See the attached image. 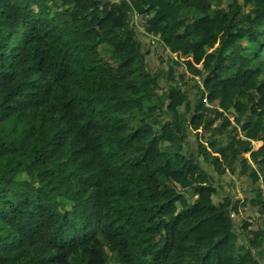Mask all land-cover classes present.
Wrapping results in <instances>:
<instances>
[{
	"label": "trees",
	"instance_id": "trees-1",
	"mask_svg": "<svg viewBox=\"0 0 264 264\" xmlns=\"http://www.w3.org/2000/svg\"><path fill=\"white\" fill-rule=\"evenodd\" d=\"M227 171L264 205V0H0V264H261Z\"/></svg>",
	"mask_w": 264,
	"mask_h": 264
},
{
	"label": "rangeland",
	"instance_id": "rangeland-1",
	"mask_svg": "<svg viewBox=\"0 0 264 264\" xmlns=\"http://www.w3.org/2000/svg\"><path fill=\"white\" fill-rule=\"evenodd\" d=\"M60 2L61 1H64V0H59ZM231 3V1H227L226 3H223V8L225 7V6H227L228 4H230ZM55 4V3H54ZM32 8L34 9V10H37V9H42L45 13H47V14H49V15H53V14H55L56 13V11L57 10H59V7L57 8V5H53V3H47V4H43V3H38L37 1H34V3H33V5H32ZM228 11H223V14H224V16H228L229 14H230V12L229 13H227ZM139 33L141 34L142 32L141 31H139ZM14 38H16V37H14ZM160 41L158 40V41H156V43L155 44H151V46H153L154 47V53H153V57H151V58H146V68H147V70H149V72L151 73V74H153L154 76H156L157 74H158V71L160 70V69H163V68H166L165 67V65H162L161 64V62L162 61H166L169 57H172V56H170V54H169V51H164V50H162V47H160L159 46V43ZM159 47H160V49H159ZM158 49V50H157ZM153 58V59H152ZM173 58H176V55H173ZM178 72L180 73V74H185V70L183 69V68H180L179 70H178ZM185 81H187L188 83H191V86H193L194 85V83L193 82H191V79H190V77H189V75L188 74H185ZM196 81H197V84L198 85H200V80L199 79H196ZM160 86L161 87H164V84L163 83H161L160 84ZM202 86V85H201ZM192 89L189 87L188 88V91H191ZM257 94H259V92H256ZM190 95H191V93H190ZM206 106H208V107H210L209 105H206ZM241 110L243 111L244 110V108L242 107L241 108ZM224 116H225V118H227L228 120H229V123H230V125H228V123L227 122H224V123H222L223 124V126H224V129H226V131H228L229 132V130H231V128L232 127H234L235 126V121H234V118L237 116V114L234 112V111H231L230 113L229 112H227V113H224ZM223 129V130H224ZM143 136L144 137H152L153 136V129H152V126L151 125H148L147 126V128H146V132L143 134ZM207 134L204 132V131H199L198 133H197V135H195V133L193 132L192 133V138H194V139H198L200 142H204L205 143V145L208 147V143H206L204 140H205V138H207ZM240 137H241V135H239ZM253 146H254V149L255 150H258V143H254L253 144ZM186 151V150H185ZM199 153V152H198ZM199 154H201V152L199 153ZM242 158H243V160H247L248 161V157H247V155H245V154H243L242 155ZM237 169H239V166H237ZM230 172L228 171V172H226L225 173V176H224V179H223V183H225V184H228V183H232L233 181V178H231L230 177V174H229ZM231 175H233V174H231ZM236 179V178H235ZM238 181V180H237ZM261 186H262V184H261ZM178 191L179 192H181V193H183L184 192V190H180V188H178ZM186 192L187 191H185V194H186ZM231 194H232V192H231ZM230 194V195H231ZM184 195V194H183ZM220 195L221 196H225V198L227 197V198H229L228 197V194L227 193H220ZM238 195V194H237ZM223 196V197H224ZM232 197H234V196H232ZM230 216V215H229ZM231 216H232V214H231ZM234 219H235V223H234ZM241 218H236V217H232V219L230 220V222L237 228V229H240V230H242L241 229V226H242V222H246V223H248V224H250L251 225V227H250V230H253V231H255L256 230V225H259L260 224V226H259V228H264L263 227V225H264V223L262 222V220L261 219H254L253 217H247V216H245V215H242V219L243 220H240ZM238 225V226H237ZM246 240L247 241H252L253 240V238H252V236L249 234V233H246V236H242L241 237V240L238 242V246H241L242 245V242L243 243H245V245H246Z\"/></svg>",
	"mask_w": 264,
	"mask_h": 264
},
{
	"label": "crops",
	"instance_id": "crops-1",
	"mask_svg": "<svg viewBox=\"0 0 264 264\" xmlns=\"http://www.w3.org/2000/svg\"><path fill=\"white\" fill-rule=\"evenodd\" d=\"M53 5H56V4H53ZM130 26H133V25L131 24ZM136 31H137V38L142 43V50H143V52L146 53V54L148 53L147 56H146V58L153 57V53H154V50L155 49H154L153 46H151V42H152L151 37L148 36V35H146L145 32H142L141 31L142 33L140 34L137 29H136ZM159 46H160V44H159ZM160 47H159V49H160ZM189 139L191 141V144H190L191 150L193 152H196V151L198 152L196 139L192 138V135H190V138ZM204 141H206V140H204ZM255 142L258 143V147L259 148H258V150H255L254 149V146H253V151L262 150L263 149V143L261 141H254V142H252V145ZM201 143L202 144H205L204 142H201ZM245 155H247V157L249 158V155L248 154H245ZM196 158L198 159L199 163L202 165V167L206 171H208L210 173H213L212 170H211V168L207 164H204L203 157L201 156V154H199V153H198V155L196 154ZM224 176H223V179H224ZM230 177L233 178V180H232L233 182L232 183L225 184V183H223V180H222L220 182V184L222 186V190L219 192V193H227L228 196H230L233 201L240 203L237 206V211H234L233 212L230 209V212H229L230 220L232 219L233 216L236 217V218H241L240 220H243L242 219V215H245L247 217H253L254 219H257V218L258 219H261L262 222L264 223V205H261V206L260 205L252 206L250 204L242 205V203L244 202L245 198L247 197V195H245V192L248 189L247 188V184H246V183H248V179L245 176L238 175V171H236L233 175L230 174ZM261 184H262L261 187L264 190V181L263 180L261 181ZM231 192H232V194H231ZM182 194H184V196L187 197V200H189V202H191L193 200V199H190V197H188L187 194H185V191ZM223 196H221V197H223ZM232 196H234V197H232ZM231 214H232V216H231ZM234 223H235V219H234ZM259 226H260V224L259 225H256V230L259 228ZM263 227H264V225H263ZM262 229L264 230V228H262ZM260 259H261L260 260L261 264H264V245H263V248H262V251H261V257H260Z\"/></svg>",
	"mask_w": 264,
	"mask_h": 264
},
{
	"label": "built area",
	"instance_id": "built-area-1",
	"mask_svg": "<svg viewBox=\"0 0 264 264\" xmlns=\"http://www.w3.org/2000/svg\"><path fill=\"white\" fill-rule=\"evenodd\" d=\"M131 24L138 30V31H142V32H145L144 31V22H143V17L141 15H139L138 13L134 12L133 13V18H132V21H131ZM151 37V44H155L156 41L159 40V38L157 37H153V36H150ZM168 51V50H167ZM171 55V54H170ZM173 56V55H172Z\"/></svg>",
	"mask_w": 264,
	"mask_h": 264
}]
</instances>
